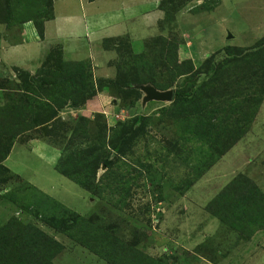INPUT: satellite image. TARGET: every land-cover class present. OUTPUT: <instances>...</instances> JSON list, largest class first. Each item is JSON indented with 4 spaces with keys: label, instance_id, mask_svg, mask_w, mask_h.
Wrapping results in <instances>:
<instances>
[{
    "label": "rangeland",
    "instance_id": "374dc122",
    "mask_svg": "<svg viewBox=\"0 0 264 264\" xmlns=\"http://www.w3.org/2000/svg\"><path fill=\"white\" fill-rule=\"evenodd\" d=\"M4 2L0 46L14 45L21 22L50 15L51 0H7L17 20L4 24ZM160 4L164 17L152 33L100 41L94 49L107 53L91 63L87 55L66 60L53 48L29 72L0 64V233L7 224L42 234L54 243L50 264H107L48 225V212H60L51 201L83 219L95 216L114 253L128 248L160 264H264V94L254 113L238 111L244 95L224 91L231 65L222 53L225 45L245 49L264 37V0ZM217 41L222 45L203 48ZM48 83L56 89L49 102L31 89ZM136 86L170 91V100L142 102ZM175 91L192 93L188 109L171 107ZM44 104L52 114L46 122L38 110ZM31 141L55 150V169L61 162L98 194L72 181L81 200L57 183L53 198L34 188L22 177L42 172L26 147ZM80 165H87L81 173Z\"/></svg>",
    "mask_w": 264,
    "mask_h": 264
},
{
    "label": "crops",
    "instance_id": "0c3cea01",
    "mask_svg": "<svg viewBox=\"0 0 264 264\" xmlns=\"http://www.w3.org/2000/svg\"><path fill=\"white\" fill-rule=\"evenodd\" d=\"M160 2L161 0H51L52 16L42 22V37H37L29 22L22 24L19 33L22 41L14 45L0 46V64L29 72L28 67L39 63L53 48L66 60L77 61L87 55V60L91 63L100 59L99 56L103 58L107 53L103 50L96 52L94 49L100 41L124 35L130 38L132 31L138 38L152 33L151 30L162 22L164 17ZM232 37L229 38L230 41L234 40ZM220 45L222 42L217 41L211 45L206 43L203 48H216ZM28 146L39 156L37 157L40 159L42 172L38 176L35 172L25 178L11 165L13 172L52 198L56 197V194L51 187L56 183L64 191L68 190L71 196L75 194L76 200L84 197L80 188L54 170L58 158L55 150L37 141H31L26 145ZM21 148L23 151L26 149Z\"/></svg>",
    "mask_w": 264,
    "mask_h": 264
},
{
    "label": "trees",
    "instance_id": "16d2710c",
    "mask_svg": "<svg viewBox=\"0 0 264 264\" xmlns=\"http://www.w3.org/2000/svg\"><path fill=\"white\" fill-rule=\"evenodd\" d=\"M4 1V21L2 22L4 24H9L10 21L17 20L15 18L16 14L14 12L8 11L7 0ZM51 16L52 12L50 10V15L45 19H50ZM27 21H31L30 23H32L37 37L41 38V25L43 21L38 22L36 20L29 19ZM22 23L24 22H21V25ZM21 41L22 39L20 35H18L16 41L13 42V44L20 43ZM222 53L226 57L227 63H230L231 65L230 67L227 66V68H225V72H223L224 79L226 80L223 86L224 91L229 90L230 88L232 89V93L236 94L234 97H240L244 95L243 107H241L238 111H241L243 115L246 114L247 110H249L251 113H254L257 110L264 94V87H262V84L264 83V37L254 46L245 49L233 48L232 50L231 47L224 46L222 48ZM171 54L175 60L177 50H172ZM212 61L213 60H208L206 63L210 66L209 70L211 72L213 71V68L211 67ZM239 62L244 63V66L240 68L239 66L235 65ZM177 64L178 63L175 60L174 66L176 69ZM3 82L6 83L5 81ZM146 83H149L155 89L161 91L166 90V86H168V84H155L150 80H146ZM138 84L141 83L138 82ZM53 86H55L53 83H48L38 85L37 88L32 87L31 89L40 90L44 99L49 102L48 99L50 98L51 100L49 93L56 90L53 88ZM28 93L30 94V92ZM19 97V103H21V106L27 105L28 100L22 96ZM191 97H193L191 92L181 93L175 91L171 96V107L176 108L179 106L178 109H182L184 107L188 109V105L192 104V100H190ZM14 103L15 100L13 101V104ZM186 103L188 104L183 107L182 104ZM13 104L12 106H14ZM43 106L45 108L39 106L38 110L40 109L41 112L45 114L43 120L46 122V120H49L52 117V114L50 113L49 105L44 104ZM185 115L186 113L183 112L181 117ZM81 161H83V159H81ZM90 164L91 166H94L96 164V159H92ZM86 168L87 165H80V167L77 169V172L81 173ZM54 170L64 178L75 183L78 187L85 190L86 192L94 195L98 194L95 189H91L89 184H83L81 182L74 181L67 171L61 169V162L58 163V169H55L54 167ZM84 177H86V174ZM51 203L55 205V208L59 209L60 212H58V214H50L48 212L47 216L50 217L48 219L49 221H46L48 222V225L54 228L57 232L62 233L65 237L76 242L83 248H86L91 253L99 256L107 264H160L136 250H128V248H124L122 251H119L118 253L116 252L117 254L114 253V250L109 251V247H112L114 243H111L110 234L100 230L99 225H97L98 220L95 216L89 219H83L75 213L62 208V206L59 204H56L53 201H51ZM43 205L45 206V204ZM43 205L38 204L39 207L46 209V206L44 207ZM55 219L58 221V224L56 221H54ZM9 229V226L6 224L0 233V264H50L49 259L51 255L54 254L52 253V247H50V245H54L52 241L48 240V238L45 236H42V234L36 233L35 231L34 236H32L28 232L23 231L24 228H13L12 230Z\"/></svg>",
    "mask_w": 264,
    "mask_h": 264
},
{
    "label": "water",
    "instance_id": "95a60500",
    "mask_svg": "<svg viewBox=\"0 0 264 264\" xmlns=\"http://www.w3.org/2000/svg\"><path fill=\"white\" fill-rule=\"evenodd\" d=\"M134 88L140 90L144 95V97L142 98V102H148V101L166 102L170 100V95H171L170 91L157 92L150 86H136Z\"/></svg>",
    "mask_w": 264,
    "mask_h": 264
}]
</instances>
